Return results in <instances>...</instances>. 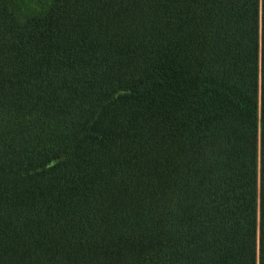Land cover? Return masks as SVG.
<instances>
[{"label": "trees", "instance_id": "trees-1", "mask_svg": "<svg viewBox=\"0 0 264 264\" xmlns=\"http://www.w3.org/2000/svg\"><path fill=\"white\" fill-rule=\"evenodd\" d=\"M0 264H264V0H0Z\"/></svg>", "mask_w": 264, "mask_h": 264}, {"label": "rangeland", "instance_id": "rangeland-1", "mask_svg": "<svg viewBox=\"0 0 264 264\" xmlns=\"http://www.w3.org/2000/svg\"><path fill=\"white\" fill-rule=\"evenodd\" d=\"M22 1L24 4L29 5L30 9L35 11L41 10L42 7L43 8L46 7L48 5V2H50V0H22ZM25 16H26V11L20 13V20H23Z\"/></svg>", "mask_w": 264, "mask_h": 264}]
</instances>
